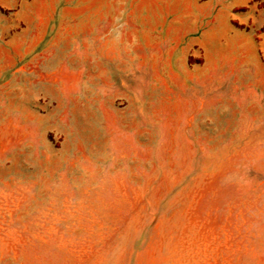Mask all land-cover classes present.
<instances>
[{"label": "rangeland", "instance_id": "374dc122", "mask_svg": "<svg viewBox=\"0 0 264 264\" xmlns=\"http://www.w3.org/2000/svg\"><path fill=\"white\" fill-rule=\"evenodd\" d=\"M166 5L15 7L0 264H264L262 96L230 48L172 46Z\"/></svg>", "mask_w": 264, "mask_h": 264}, {"label": "crops", "instance_id": "0c3cea01", "mask_svg": "<svg viewBox=\"0 0 264 264\" xmlns=\"http://www.w3.org/2000/svg\"><path fill=\"white\" fill-rule=\"evenodd\" d=\"M22 1L0 0V32H13L14 9ZM166 14L172 46L187 41L205 48L207 57L217 47L230 48V63L245 65L264 110V0H167ZM5 45L12 39L5 36Z\"/></svg>", "mask_w": 264, "mask_h": 264}]
</instances>
